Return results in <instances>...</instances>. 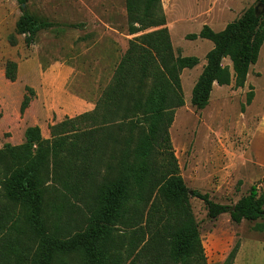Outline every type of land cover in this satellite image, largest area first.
<instances>
[{
  "label": "trees",
  "instance_id": "obj_1",
  "mask_svg": "<svg viewBox=\"0 0 264 264\" xmlns=\"http://www.w3.org/2000/svg\"><path fill=\"white\" fill-rule=\"evenodd\" d=\"M17 1L22 7L28 2ZM257 1L260 13L252 6L222 31L204 25L199 34L190 35L214 43L193 88L197 109L209 104L215 83L245 86L264 44V0ZM126 4L135 24L130 34L160 28L131 40L95 110L52 126L50 139L39 126L30 127L25 143L0 150V264H54L71 254L81 255L86 264H122L119 255H110L112 247H120L111 233L120 225L139 228L134 230L139 238L149 233L152 264L170 257L183 264L194 258L198 264L204 257L190 190L170 136L176 110L185 105L182 71L196 67L199 58L174 55L161 0ZM55 25L24 11L18 31L33 44L37 33ZM225 58L233 72L223 65ZM253 98L251 89L248 103ZM81 180L97 187L87 229L66 238L51 234L46 205L52 184L76 194ZM259 193L254 185L232 206L207 193L193 195L206 203L209 218L230 213L240 223L264 217V194ZM129 249L128 264H141L137 242Z\"/></svg>",
  "mask_w": 264,
  "mask_h": 264
},
{
  "label": "rangeland",
  "instance_id": "obj_2",
  "mask_svg": "<svg viewBox=\"0 0 264 264\" xmlns=\"http://www.w3.org/2000/svg\"><path fill=\"white\" fill-rule=\"evenodd\" d=\"M161 4L174 55L199 58L196 67L182 71L185 105L176 110L170 127L179 171L190 190V205L199 226L204 257L198 264H264V217L237 223L225 213L211 219L206 203L193 195L194 191L207 193L213 201L229 206L254 185L263 195L264 161L258 159V153L264 160V141L258 140L261 136L256 133L258 137L251 145L261 119L255 104L247 101L252 86L240 91L233 81L228 88L236 92L217 87L204 109L192 104L193 88L214 43L200 37L190 39L204 25L222 31L252 6L260 13V3L161 0ZM24 11L56 25L37 33L34 43L28 44L18 31ZM133 26L126 0H28L23 7L17 0H0V150L25 143L26 131L33 126H39L42 136L50 139L52 126L86 113L80 107V98L101 96L131 40L160 28L130 34ZM262 57L264 50L258 65L264 71ZM222 63L233 72L230 58ZM250 81L255 82L253 76ZM262 84L264 80L256 81L259 87ZM262 97L260 90L256 102ZM261 105L256 106L259 109ZM95 189L82 180L76 194L52 184L46 205L50 233L66 238L87 229ZM134 230L139 228L120 225L111 230L120 247H112L110 255H119L122 264H128L129 248L136 241V253L142 254L140 263L152 264L151 252L147 251L149 233L139 238ZM161 259L160 264H183L180 259ZM187 262L197 264L194 258ZM54 264L86 263L81 255L71 254L58 257Z\"/></svg>",
  "mask_w": 264,
  "mask_h": 264
},
{
  "label": "crops",
  "instance_id": "obj_3",
  "mask_svg": "<svg viewBox=\"0 0 264 264\" xmlns=\"http://www.w3.org/2000/svg\"><path fill=\"white\" fill-rule=\"evenodd\" d=\"M263 50H264V44H263V47H262V49L260 51V55H259V59H258L257 63L256 64H253L251 66V68H250V71H249V74H248V79H247V82H246L245 86L239 88L240 91H244L246 88L252 86L251 89L254 92V98H253L252 104H255L256 110H259L261 112L260 113V115H261L260 127H259V129L255 133H253L254 141L253 140H252L253 142L251 141V145L254 144L256 138L258 137L256 135V133L260 134V136H261V138H259L258 140H263L264 141V84H262V86H260V87L258 85H256V81L264 80V71L260 68V66H258ZM262 59L263 60H262V62H260V64L261 65H264V58L262 57ZM252 76L254 77L255 82H251L250 81V79H251ZM217 87H219L220 89H228V91H230V92H236L237 91V90H235L233 88H228V87H230V85L220 86L218 83H215L212 92H214V90ZM260 90H262V95H263V97L261 99V102H262L263 106L261 105L262 108L260 107L258 109V107L256 105L257 104L259 105V103H261V102H256L257 101L256 99H257L258 94L260 93ZM97 96L98 95L96 94L94 97L80 98V101H81L80 102V107L83 108L82 110L84 112L92 111V110H94L96 108L97 101H98V99L100 97V96H98V98H97ZM211 97H212V94H211ZM252 104H250L248 107L250 108ZM258 159L260 161H264L263 158L260 157V153H258Z\"/></svg>",
  "mask_w": 264,
  "mask_h": 264
},
{
  "label": "water",
  "instance_id": "obj_4",
  "mask_svg": "<svg viewBox=\"0 0 264 264\" xmlns=\"http://www.w3.org/2000/svg\"><path fill=\"white\" fill-rule=\"evenodd\" d=\"M263 214H264V211H263Z\"/></svg>",
  "mask_w": 264,
  "mask_h": 264
}]
</instances>
